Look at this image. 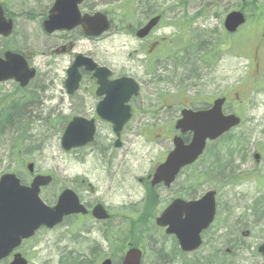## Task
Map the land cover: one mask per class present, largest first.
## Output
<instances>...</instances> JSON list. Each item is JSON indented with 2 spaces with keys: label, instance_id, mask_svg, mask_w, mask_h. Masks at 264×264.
<instances>
[{
  "label": "rangeland",
  "instance_id": "1",
  "mask_svg": "<svg viewBox=\"0 0 264 264\" xmlns=\"http://www.w3.org/2000/svg\"><path fill=\"white\" fill-rule=\"evenodd\" d=\"M93 1L99 11L110 12L115 22L121 20L124 9L134 8L136 2ZM215 2L216 7L211 9L210 14L206 12L202 25L205 31L215 30L210 39L213 41L214 37L217 38V47L215 44L213 47L219 49L220 61L216 67L212 66L214 69L210 72H207L209 68L201 71L200 77H195L192 71L186 90L191 98L195 90L207 96L221 90L226 92L227 88L232 90V98L235 93L244 94L240 95L234 108L242 125L232 131L228 139L209 145L206 157L195 167L197 171L200 170L199 173L191 170L186 172V180L191 175L190 184L196 174L200 176L204 185L201 193L215 190L218 195V223L205 233L199 254L204 256L206 250L218 249L227 255L226 261L231 264H264L256 251L264 243V47L259 48L264 32L261 30L264 15H260L264 0ZM249 4H252L251 8ZM235 10L245 14L246 24L234 35H227L222 23L225 16ZM133 15L128 18L129 22L134 19ZM36 27L32 23L29 30L34 31ZM105 41L96 46L102 62L138 75L136 65L130 63L126 56L131 50L130 42L124 36H111L109 41ZM109 48H113L116 54L107 55L105 51H109ZM254 63L259 64L258 72L253 70ZM33 66L39 69V74L26 89L29 90L26 97L20 99L24 96L22 93L8 98L0 97L1 103H17L20 99V106L29 109L28 106L33 105L37 108L31 111L33 118L30 127H25L26 133L20 137V131L16 137L23 141L22 145V142L17 141L20 146L18 149L11 150L8 136L0 138V176L15 173L23 181H28L26 165L32 164L35 174L52 177L51 185L40 194L43 200H48V205L52 204L61 189L70 188L78 191L83 203L93 205L100 202L113 217L128 216L132 221L125 218L111 219L100 228L93 226L92 222L81 226L79 221H67L51 231L40 230L21 248L29 264H62L65 257L74 259L79 254L85 256L88 264H100L111 250V239L107 238H112L118 232L129 234L130 231L134 234L147 233L150 244L158 243L159 261L162 254L169 252L171 264H190V259L176 256L174 248V254L171 253L172 247H168L171 242L163 235V231L155 227L153 221L169 200L186 195L184 176L180 178L177 192L173 189L169 193L170 197L160 205L153 198L144 205L142 200L145 194L138 182L146 178L165 157L170 145L158 142L155 130L140 136V129L134 126L124 135L121 148L115 149L111 130L100 124L93 146L64 152L60 147V139L66 124L72 117L87 115L88 111L73 108L63 88L61 90L63 75L60 72L66 68V64L48 66L35 63ZM259 72L262 74H257ZM253 74L257 77H253ZM12 90L11 86L0 87V94L7 95ZM172 90L171 96L178 94ZM4 112L0 109V120ZM1 133L0 130V136ZM256 154L259 155L258 161L253 159ZM207 170L209 173L205 175ZM72 229L74 231H70Z\"/></svg>",
  "mask_w": 264,
  "mask_h": 264
},
{
  "label": "flooded vegetation",
  "instance_id": "2",
  "mask_svg": "<svg viewBox=\"0 0 264 264\" xmlns=\"http://www.w3.org/2000/svg\"><path fill=\"white\" fill-rule=\"evenodd\" d=\"M77 1L0 0V8L3 15V19L0 21V30H4V33L0 34V63L5 64L8 59H13L15 62L24 64L29 70L34 69L36 77L39 74V69L33 66L35 63L48 66L66 64V68L60 72L63 75L61 90L63 88L62 91L71 100L73 108L88 111L87 115L74 116L71 120L80 118L86 122H92L95 130L100 124L106 126L111 130L115 149L121 148L123 137L131 127L139 128L140 134L138 135L140 136L144 133H149L150 130H155L157 132L155 138L160 143L169 144L170 150L146 178L138 180L145 194L142 201L146 205L153 198L156 204H162L170 197L169 193H172L173 189H176L175 192H177L180 178L184 176L186 195L177 196L169 200L154 218L155 225L156 219L163 210L174 201L181 200L185 203H194L200 201L207 193L214 192L215 213L208 229L201 233V239L204 242L205 233L218 223V195L215 190H207L201 193L204 185L197 174L196 178L193 177L192 184L189 183L191 175L186 180V172L188 170L197 171L196 166L192 168V164L181 169L169 186H166L163 182L152 185V180L157 168L165 163L169 153L173 150L175 138H180L185 146L190 144L192 133H181L178 129L179 123L182 121L186 123L187 112L208 111L215 100L223 99V115L234 114L239 117L234 108H236L235 104L239 102L241 97L238 93H235L234 98H232L230 96L232 92L230 88H227L226 92L221 90L208 96L202 94L199 90H195L192 98L188 96L189 93L186 90V83L190 81L191 77L189 76L192 75V71L195 77H200L201 71L209 68L207 72H210L213 68L212 66L216 67L220 61L219 49H216L217 38L214 37L212 41L209 37L207 44H203L206 41L203 36L208 32L213 34L215 30L205 31V27L202 25L206 19V12L210 14L211 9L216 7L217 2L215 0H210L209 3H207V0H136L134 8L124 9L121 20L115 22L110 17V12L99 11L93 0H82L80 3H76ZM75 4L81 18L85 16L92 18L96 14L102 15L109 25L107 31L98 37H94L86 35L81 26L73 27L71 14H74ZM56 7L57 9L54 12L53 10ZM132 13L134 14V19L129 22L128 18ZM260 14L264 15V9H262ZM54 15L55 17L53 18ZM60 16H64L66 19L64 27L59 25ZM210 17L214 18L213 16ZM151 21H154L151 30L144 37H139L138 32ZM32 23L37 25L34 31L29 30V26ZM262 27L261 30H264V25ZM34 32L35 35L33 36ZM111 36H124L130 42L131 50L126 53V56L131 61L130 63L136 65L138 75L125 72L124 68L114 64L102 62L96 46L105 40V42L109 41ZM261 38L262 41L259 43V48L264 47V38ZM214 44L215 48L213 47ZM105 52L107 55L115 53L113 48H109V51L106 50ZM257 53L258 51L256 50ZM90 61L97 69L105 70V72L97 75L96 71L87 69L91 67ZM76 63L83 65L78 66L76 70L79 76L77 89L72 94H69L66 87L68 72ZM258 66V63L253 64L254 72H258ZM193 68H196V70ZM257 74L261 75L262 73L259 72ZM253 75V77H257V75ZM32 81L23 88L14 80L0 82V87L11 86L15 91H18L12 90L9 92L11 95L0 94V97L8 98L22 93L24 95L20 97L22 99L27 96L26 94L29 90L26 89L29 88ZM100 84H102L103 89L108 94H100ZM194 84L198 87L197 83ZM172 89L178 94L171 96ZM59 98L62 99L61 94H59ZM20 99L17 103L0 102V109L6 112L15 104L20 106L22 104ZM4 100L6 101L5 98ZM104 100L107 114L104 116L105 119H102L97 114V108ZM123 120L124 124L121 126L120 123ZM114 125L121 127L118 137L113 132ZM234 130L236 129L231 130L230 133ZM214 143L217 144L218 141ZM214 143L208 142L206 147ZM116 144L119 145L118 148L115 147ZM206 155L207 152L199 161L203 160ZM199 172L200 170L195 173ZM207 173H209V170L205 172V175ZM33 177L29 175V179L25 181L24 185H30ZM65 189L70 188L61 189L55 195V200L52 204H49L50 207L56 204L58 197ZM70 190L76 195L79 203L85 208L87 213L86 215L66 217L60 225L53 229L58 228L67 221H79L81 226L86 222H92L93 226H99V228L111 219L125 218L132 221V218L128 216L113 217L100 202H95L93 205L85 204L82 202L78 191ZM41 201L46 204L49 203L48 200H43L42 198ZM98 205L108 214L107 220L98 221L92 216L93 209ZM157 229L163 231V235L166 236L164 229ZM70 231H74V229ZM37 233L31 239L22 241L18 248L14 249L7 258L0 261V264H11L15 256H20L26 264H29V260L21 251V248L30 242ZM147 236V233L134 234L131 232L125 234L118 232L112 238H107L111 239V241L109 240V250H111L109 254L104 256L100 264L105 260H109L111 264H122L126 253L131 249L141 253L140 264H171L172 258H170L169 252L162 254L159 261V256L157 255L158 243L150 244ZM166 237L171 242L168 245V247H172L171 253L174 254L176 245L178 252L182 256H186V259H189L190 256L198 255L202 248L193 253H184L180 250L174 236ZM125 239L126 241L123 242Z\"/></svg>",
  "mask_w": 264,
  "mask_h": 264
},
{
  "label": "water",
  "instance_id": "3",
  "mask_svg": "<svg viewBox=\"0 0 264 264\" xmlns=\"http://www.w3.org/2000/svg\"><path fill=\"white\" fill-rule=\"evenodd\" d=\"M78 0L76 3H80ZM57 7L54 8V12ZM72 16V26H81L86 35L98 37L108 29V22L100 14L90 18L80 17L76 8ZM55 15L53 16V18ZM74 18V19H73ZM0 11V21L2 20ZM245 23L244 15L241 12H231L224 20L223 27L226 33L233 34ZM66 19L60 16L59 25L64 27ZM154 21H151L145 28L138 32L139 37H144L151 30ZM4 30H0V34ZM264 38V34L262 35ZM83 64L76 63L68 72L66 87L68 93L72 94L77 89L79 76L77 67ZM90 68L96 71L97 75L103 74L105 70L97 69L90 61ZM35 77V71L28 69L24 64L8 59L7 63H0V82L14 80L21 88L25 87ZM100 94L106 93L100 84ZM223 99L216 100L211 109L205 112L186 113V123L182 121L178 124L181 133L191 132L192 141L184 145L180 138L173 141L174 150L169 153L166 161L157 168L152 185L163 182L169 186L175 179L178 172L185 166L194 163L202 154L206 141H215L231 129L240 125V119L234 115L224 116L222 114ZM105 100L98 105L97 114L105 119ZM124 120L120 123L122 126ZM114 134L118 137L121 127L114 125ZM95 128L92 122H86L80 118H74L65 128L61 137V148L64 151L83 148L94 141ZM119 147L118 144L115 145ZM254 159L258 161L259 156ZM30 173L33 166L28 165ZM51 183L49 176H36L29 187L20 184L19 179L14 174H4L0 176V261L7 258L16 249L22 240L30 239L36 231L44 227L53 229L59 225L65 217L72 215H84L85 209L80 205L76 195L69 189L64 190L58 197L56 204L50 208L40 199V188ZM215 193H207L200 201L185 203L181 200L174 201L156 219L158 227L165 228V234L174 236L179 248L184 253H193L201 246L200 234L207 230L212 223L215 213ZM92 216L103 221L108 218L101 206H96L92 211ZM257 252L264 259V244L257 248ZM140 252L130 250L126 253L122 264H139ZM11 264H26L20 256H15ZM102 264H111L105 261Z\"/></svg>",
  "mask_w": 264,
  "mask_h": 264
},
{
  "label": "trees",
  "instance_id": "4",
  "mask_svg": "<svg viewBox=\"0 0 264 264\" xmlns=\"http://www.w3.org/2000/svg\"><path fill=\"white\" fill-rule=\"evenodd\" d=\"M248 6L251 8L252 4H249ZM210 35L211 34L208 32V33H206V35L203 36L206 39V41L203 43L204 45H206L207 42L209 41ZM243 94L244 93H241L240 95L242 96ZM32 102L30 104H32ZM16 105L17 104H15V106H12L10 109H8L1 116V120H0V124H1L0 130L2 132L0 138L3 139V138H5V136L9 137V139L11 141V146H10L11 150H14L15 148L18 149L20 147L18 145L17 141H19V143L22 142L21 145L23 144V141H21L20 138H16V137L19 135L20 131H21L20 137H22L23 134L26 133L25 127L26 126L30 127L31 119L33 118L31 111L33 109H37L36 107H33V105L28 106L29 109L26 106L22 107V106H16ZM25 108H27V110H25ZM226 139H228V138L224 137L222 141H224ZM215 162H217V160H215ZM129 233H131V231ZM125 241H126V239L123 242H125ZM175 252H176L175 253L176 256H179L183 259H186V256H182L178 252L176 245H175ZM205 253L206 254L204 256H201L200 254H198L196 256L195 255L190 256L189 257V259H190L189 263L190 264H225V262H226V264L230 263V262L226 261L227 259L225 257H227V255L224 254L222 251H219L218 249H214L213 251L212 250H206ZM228 255H231V254L229 253ZM228 260L230 261V259H228ZM64 261L65 262H63L62 264H65V263L71 264L72 262H74L73 264H88V262H87L88 260L85 259V256L80 255V254H79V256L75 257L74 259H71L69 256H67L64 258Z\"/></svg>",
  "mask_w": 264,
  "mask_h": 264
}]
</instances>
